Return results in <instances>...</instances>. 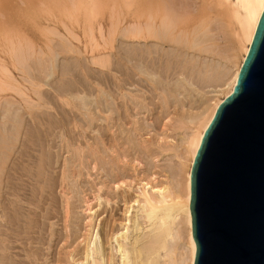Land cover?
<instances>
[{
  "label": "bare ground",
  "instance_id": "6f19581e",
  "mask_svg": "<svg viewBox=\"0 0 264 264\" xmlns=\"http://www.w3.org/2000/svg\"><path fill=\"white\" fill-rule=\"evenodd\" d=\"M11 1L0 0V264H193L191 165L233 90L264 0H185L178 12L147 10L157 1L148 0L117 35L139 43L121 44L126 68L119 71L121 57L115 65L106 54L90 59L111 64L110 77L91 86L48 83L58 54L46 33L76 25L74 14H88L97 1L19 0L30 10L21 14L15 3L20 15ZM47 4L73 19L68 14L66 23L48 11L54 17L48 21ZM57 32L49 36H63ZM45 86L53 95L40 91ZM14 93L24 104H16ZM154 101L162 103L156 114ZM76 112L89 123L78 125ZM172 208L180 209L182 233Z\"/></svg>",
  "mask_w": 264,
  "mask_h": 264
},
{
  "label": "water",
  "instance_id": "95a60500",
  "mask_svg": "<svg viewBox=\"0 0 264 264\" xmlns=\"http://www.w3.org/2000/svg\"><path fill=\"white\" fill-rule=\"evenodd\" d=\"M193 264H264V8L190 169Z\"/></svg>",
  "mask_w": 264,
  "mask_h": 264
},
{
  "label": "rangeland",
  "instance_id": "374dc122",
  "mask_svg": "<svg viewBox=\"0 0 264 264\" xmlns=\"http://www.w3.org/2000/svg\"><path fill=\"white\" fill-rule=\"evenodd\" d=\"M7 2L9 1V0H6ZM11 1V0H10ZM22 1H25V0H22ZM22 1H19V0H13V1H11V3L12 2H14L13 3V6L15 5V3H16V5H17V7H18V9L20 10L19 11V13H21V14H27L28 13V11H30V10H28L29 9V6L28 7H26L25 8V6H24V4L22 5ZM35 1V0H34ZM44 1V0H43ZM49 0H45V4L46 3H48L49 4V2H51L52 0H50L49 2H48ZM56 1V0H55ZM97 1V4H96V6L95 7H91V11L88 13V14H86V13H84L83 11H79V13L77 12V13H75L74 14V17H75V15H76V17H75V20L77 19V24L76 25H73V24H70L71 26H69V24L67 25V27L66 28H68L69 30H72V32H74V33H72L74 36H76L74 39H73V36L71 35V33L69 34L66 30H68V29H66V28H63L64 26L63 25H59V26H55V31L54 32H57V31H60V32H57V33H60L61 35H63L62 37L63 38H65L64 40H63V38L61 37H59L58 35H56V34H53V35H55V36H57L56 38L54 37V36H49V33H54L53 32V30L51 29V31L49 32L48 30V32L49 33H46V36H47V41H49V43H50V45H52L51 46V48H52V53H53V51L56 53V54H58L57 56H58V59H57V61L58 62H56L57 63V67L61 64V66L63 65L62 63L64 62V65H67V63L66 62H68V59H69V62H68V66H66V67H64V65L62 66V67H64V69H62V67L61 66H59L60 67V70H58L59 69V67L57 68H55L54 70H56V73H53V75L55 74V76L54 77H51V78H53V79H48L49 80V82L48 83H51L52 82V80H53V82H55L54 84L55 85H53V86H57V83H59L58 81L61 79L62 81L61 82H65L66 81V79H67V81H66V83H65V85H68V84H71V83H74V82H80L81 83V81L83 82V83H86L87 81H88V84L91 86V85H94L93 84V81H96V80H100V81H103L104 80V78L105 77H110V75H108V73L110 74V72H108V70L111 68V64H109L108 65V67L105 65V67L103 68V67H100V66H97V65H94L93 63H92V61L91 60H93V59H96V58H98V56H102V57H106V55H108V57H110V58H108V61H110V62H114V65L118 62V61H121V56H123V57H126L125 55H126V51H127V48H124L125 46H127L126 44L128 43V45H130L131 43L133 44V43H135L134 45H136L138 42L137 41H135V40H129V39H125V38H122V36H121V38H119L120 37V35H121V29L127 24L126 23V21H128V22H130V21H132V20H130V18L132 17L133 18V16L134 15H131V14H136L137 15V13H139V12H141L142 10H144V8L146 7V5H144V4H147V2H148V0H96ZM144 1H146V2H144ZM163 3H162V2ZM164 1L166 2V3H164ZM182 1H185V0H174V2H168L167 3V1L166 0H157V1H155L154 2V0H152V2H154L153 4H151L150 5V3L151 2H148V6L146 7L147 8V10H150V11H157V12H163V11H166L167 9V11H170V10H172V12H178L179 10H178V5L182 2ZM21 2V3H20ZM54 2V0L52 1V3ZM157 2H159V3H161L160 5H159V3H157ZM52 3H50V4H52ZM7 4V3H6ZM46 5L45 7H47V6H49V5ZM7 5H10V6H12L11 4H10V2H8V4ZM16 5L13 7L14 9H15V7H16ZM36 5V4H35ZM152 5H154V6H152ZM161 6V7H159V6ZM51 6V7H50ZM49 7L51 8H49V7H47V11H44V12H46L47 14L49 13V16H46L47 14L46 13H44V14H46L45 16L46 17H52V15H51V13H53L54 12V14L55 13H57L58 12V15H56L55 14V17H60L64 22H68L69 23V21L71 20V19H73V16H72V14L70 15L69 13V15L68 16H70V20L68 19V16L64 13V15H66V16H62V14L63 13H61V12H59V10L60 9H57V12L54 10V11H52V5H50ZM54 6V5H53ZM151 6V7H150ZM159 7V9H158V7ZM45 7H44V10H45ZM153 7V8H152ZM154 7H155V9H154ZM157 7V8H156ZM23 8H25V9H27V10H24ZM120 8V9H119ZM14 9H13V11H14ZM18 9L16 8L15 9V13L14 14H16L17 12L16 11H18ZM175 9V10H174ZM161 10V11H160ZM23 11H25V12H23ZM48 11H50V12H48ZM121 11V12H120ZM19 13H17V15L19 14ZM61 13V14H60ZM114 13V14H113ZM116 13V14H115ZM43 14V15H44ZM20 15V14H19ZM119 17H118V16ZM136 15L134 16V18H133V21L135 20V17H136ZM110 16H111V20H109V18H110ZM117 16V17H116ZM44 17V16H43ZM46 17H44V18H46ZM50 17V18H51ZM112 17H114V18H112ZM130 17V18H129ZM36 18V17H35ZM48 18H46V19H48ZM48 19V21L49 20H51V19H53L54 17H52L51 19ZM94 18V19H93ZM120 19V20H119ZM123 19V20H122ZM37 19H35L34 21H36ZM87 20V21H86ZM116 20V21H115ZM117 21H118V24H117V26H116V23H117ZM111 22L113 23V24H111ZM115 22V23H114ZM120 22V23H119ZM76 23V22H75ZM126 23V24H125ZM47 24H49V22L47 23ZM189 24V23H188ZM48 27H52L50 24L49 25H47ZM62 26V27H61ZM89 26H90V28H89ZM109 26H110V28H109ZM115 26V27H114ZM59 27V28H58ZM117 27V28H116ZM53 28V27H52ZM73 28V29H72ZM64 29V30H63ZM66 29V30H65ZM107 29H108V31H107ZM119 29V30H118ZM57 30V31H56ZM112 30H114L115 31V33H114V31H112ZM117 30V31H116ZM47 31H45V32H47ZM65 31H66V33H65ZM102 32V33H100V32ZM90 33V34H89ZM99 33V34H98ZM107 33V34H106ZM110 33V34H109ZM120 33V34H119ZM67 34V36L65 37V35ZM71 35V37H69V35ZM102 34V35H101ZM109 34V35H108ZM119 34V37H117V35ZM52 35V34H51ZM91 35V36H90ZM107 35H108V37H107ZM114 35V36H113ZM110 36V37H109ZM51 37V38H50ZM102 37V38H101ZM112 37H114V38H112ZM53 38V39H52ZM60 38V39H59ZM70 38H72L71 40H70ZM109 38V39H108ZM120 40H119V39ZM63 40V42H62V40L61 41H59V40ZM111 39H112V42H111ZM125 39V40H124ZM55 40V41H54ZM70 40V41H69ZM94 40V41H93ZM117 40V41H116ZM123 40V41H122ZM54 41V42H53ZM56 41L59 43H56ZM109 41V42H108ZM119 41V42H118ZM61 42L65 45V48H61V47H63L64 45H62L61 44ZM64 42H66V43H64ZM71 44H70V43ZM126 43V44H124V46L122 47L121 46V44H123V43ZM90 43V44H89ZM109 43V44H108ZM117 43V44H116ZM120 43V44H119ZM130 43V44H129ZM56 44H58V47H57V45ZM131 44V45H132ZM139 44V43H138ZM50 45L48 44V46L50 47ZM54 45L57 47V48H54ZM60 45H62L60 48L62 49H59V46ZM70 46V47H72V45H73V47H72V49L71 48H68V47H66V46ZM93 45V46H92ZM118 45V46H117ZM119 46H121L120 47V50H119ZM137 46V45H136ZM94 47V48H93ZM76 48V49H75ZM90 48H92V49H90ZM65 49V50H64ZM68 49V50H67ZM69 49H71L73 52H71V50L69 51ZM90 50V51H89ZM124 50V51H123ZM60 52V53H58V52ZM65 51V52H64ZM121 51V52H120ZM76 52H78L80 55H78V53H76ZM120 52V53H119ZM124 52H125V55H124ZM64 53V54H63ZM67 53V54H66ZM62 54V55H61ZM106 54V55H105ZM117 54V55H116ZM122 54V55H121ZM105 55V56H104ZM72 56H74V57H72ZM119 56V57H118ZM114 57H116V58H114ZM121 57V58H120ZM61 58V59H60ZM75 58H76V60H78V61H75V62H77V63H74V60H75ZM78 58V59H77ZM132 58V57H131ZM72 59V60H71ZM91 59V60H90ZM106 59H107V57H106ZM110 59V60H109ZM112 59H115V60H112ZM119 59V60H118ZM65 60V61H64ZM87 60V61H86ZM118 60V61H117ZM122 60L123 61H121V66H119V71H124L123 70V68L125 67V66H123L124 64H126L125 62H126V59H124V58H122ZM61 63H60V62ZM90 61V62H89ZM73 63V64H70V63ZM84 62H85V65H84ZM56 63H55V65H56ZM83 63V64H82ZM87 63H89V64H87ZM92 63V64H91ZM78 64H80V65H78ZM118 64H120V62H118ZM127 65V64H126ZM72 67V68H74L75 67V70H73L72 68H70V67ZM78 66H81V67H78ZM123 66V67H122ZM67 67H69L68 69H67ZM77 67H78V69H77ZM66 68V69H65ZM109 68V69H108ZM126 68V67H125ZM108 69V70H107ZM61 70H65L66 72H67V74H64V75H62L61 73ZM68 70H70V71H68ZM71 70H72V72H71ZM74 71V72H73ZM114 71V70H113ZM57 72H58V74H57ZM60 73V74H59ZM72 75H71V74ZM106 73H107V75H106ZM41 75V74H40ZM60 75H62L61 77H59ZM67 75H69V76H71V77H73V79L71 78V77H69V79L67 78ZM74 75V76H73ZM84 75V76H83ZM85 75H88L87 77H88V79H87V77L85 78ZM42 77V76H41ZM57 79H56V78ZM76 77V78H75ZM58 78H60L59 80H58ZM42 79L43 80H46V78L43 76L42 77ZM41 78H40V80H42ZM57 80V82L56 81H54V80ZM70 80V81H69ZM71 80H73V81H71ZM81 80V81H80ZM51 81V82H50ZM91 81H92V83H91ZM53 82L51 83V84H53ZM60 85V84H59ZM58 85V86H59ZM52 86V85H51ZM42 88V89H41ZM39 90L40 91H44V92H46V93H49V95H53V93H51L50 92V88H48L47 89V86H45L44 88L43 87H41ZM47 90V91H46ZM49 90V91H48ZM28 91V92H27ZM26 92L30 95L31 94V96H32V100H34V101H36L37 102V100L35 99V96H33L32 95V93H30L31 92V90H27ZM30 91V92H29ZM52 91V90H51ZM53 92V91H52ZM20 97V95L17 93V96L15 95V93H14V95H13V99H16L15 100V102H16V104H24V98H22L23 99V102H22V100L19 98ZM19 98V99H18ZM31 98V97H30ZM34 98V99H33ZM18 99V100H17ZM60 99V98H59ZM58 99V100H59ZM19 100H21L20 102H19ZM57 100V101H58ZM33 102V101H32ZM54 102H56V100L54 101ZM53 102V103H54ZM59 102V101H58ZM58 102H57V105H60L61 104V106H63L62 108H64V110H66V111H69L70 109H72L71 107L72 106H70V107H67V106H69V105H64L63 103H59L58 104ZM61 102V101H60ZM74 102H78V101H74ZM74 102H71L72 104H75V106L76 105H79L78 107H80V104L78 103V104H76V103H74ZM154 102H156V101H154ZM157 102H158V100H157ZM155 103V109L154 110H152L153 112H151L152 114L154 113V114H156L155 112L157 111H159V108L158 107H160V106H162V103ZM159 102H161V101H159ZM33 103H35V102H33ZM52 103V104H53ZM161 104V105H160ZM53 105H51L50 107H52ZM158 106V107H157ZM53 107H55V105L53 106ZM171 107V106H170ZM169 107V108H170ZM43 108V105L41 106V109ZM66 108V109H65ZM68 108H70V109H68ZM161 108L162 107H160V110H161ZM174 108V107H173ZM172 107H171V109H170V113L173 111L172 109H173ZM75 109V108H74ZM43 110H44V108H43ZM172 110V111H171ZM52 111V110H51ZM75 111H76V109H75ZM80 111V110H79ZM177 110H176V108H175V111L173 112V113H171L172 115L176 112ZM50 112V111H49ZM80 112H82V111H80ZM77 113L76 112V114H77V116H75L73 119H75L76 121L75 122H77V124L78 125H80L81 124V126L83 125V124H86V123H89V121L90 120H88V122H87V120H86V122H85V119H87V118H83V116L84 115H82V117H81V113ZM160 112V111H159ZM176 113H178V111L176 112ZM176 113H175V115H176ZM82 114H83V112H82ZM79 115V116H78ZM102 117H104V114H100ZM175 115L173 116V118L175 117ZM170 116V115H169ZM78 117V118H77ZM171 117V116H170ZM65 119H67V118H65ZM77 119H79V120H77ZM82 122H81V121ZM81 122V123H80ZM84 122V123H83ZM91 123V122H90ZM158 128V127H157ZM86 134H90L91 135V133L89 132V131H86ZM149 135V134H148ZM148 135H146V137L148 136ZM152 136V135H151ZM150 139V138H149ZM161 158V159H160ZM158 159H160L161 161H162V157H159ZM159 160V161H160ZM159 163H162V162H159ZM164 163V162H163ZM168 172V173H167ZM166 172V176H167V174H170L169 173V171H167ZM169 177V176H168ZM170 177H171V175H170ZM162 179V178H161ZM170 179V178H169ZM173 179V178H172ZM170 180V181H172V183H171V187L170 188H172V186L175 188V186H174V184H175V181H173V180ZM162 181L164 182V181H169V180H164V179H162ZM159 183V182H158ZM168 186H170V185H168ZM172 191H176V189H171ZM94 203V202H93ZM173 209H175L174 210V212L172 213L171 211H173ZM178 209V210H177ZM171 214L173 215L174 213H177V214H175V215H178V218L176 219V221H175V223H176V225L178 226V227H176L177 228V230H178V232L180 233L181 231H182V228H183V223L181 222V218H182V215H181V213H180V209L179 208H172L171 209ZM176 211V212H175ZM174 215V216H175ZM180 216H181V218H180ZM181 223V224H180ZM182 226V227H181ZM181 227V228H180ZM176 230V231H177ZM182 233V232H181ZM181 237L183 238V234L181 235ZM181 238V239H182ZM176 243H175V245H176V249L177 250H175V253H178L179 254V251H181L182 252V250H180V248H179V242L178 241H175ZM179 249V250H178ZM180 252V253H181ZM178 254H177V257H178ZM174 255V254H173ZM176 256L174 255V258H175Z\"/></svg>",
  "mask_w": 264,
  "mask_h": 264
}]
</instances>
